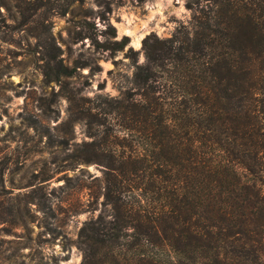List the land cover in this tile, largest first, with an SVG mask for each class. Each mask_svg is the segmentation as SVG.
I'll return each mask as SVG.
<instances>
[{
  "label": "trees",
  "instance_id": "16d2710c",
  "mask_svg": "<svg viewBox=\"0 0 264 264\" xmlns=\"http://www.w3.org/2000/svg\"><path fill=\"white\" fill-rule=\"evenodd\" d=\"M186 8L170 37L143 39L142 63L111 26L95 41L131 71L79 113L91 141L69 159L101 167L102 198L80 264H264V0Z\"/></svg>",
  "mask_w": 264,
  "mask_h": 264
},
{
  "label": "rangeland",
  "instance_id": "374dc122",
  "mask_svg": "<svg viewBox=\"0 0 264 264\" xmlns=\"http://www.w3.org/2000/svg\"><path fill=\"white\" fill-rule=\"evenodd\" d=\"M190 18L186 0H0V264L81 263L77 234L102 198L101 167L69 159L91 141L79 113L131 71L95 41L111 26L142 63L147 35L168 38Z\"/></svg>",
  "mask_w": 264,
  "mask_h": 264
},
{
  "label": "bare ground",
  "instance_id": "6f19581e",
  "mask_svg": "<svg viewBox=\"0 0 264 264\" xmlns=\"http://www.w3.org/2000/svg\"><path fill=\"white\" fill-rule=\"evenodd\" d=\"M123 32V31H122ZM126 33V32H125ZM128 34V32H127ZM137 39V40H136ZM134 40V42L136 41V44L138 45V37Z\"/></svg>",
  "mask_w": 264,
  "mask_h": 264
},
{
  "label": "water",
  "instance_id": "95a60500",
  "mask_svg": "<svg viewBox=\"0 0 264 264\" xmlns=\"http://www.w3.org/2000/svg\"><path fill=\"white\" fill-rule=\"evenodd\" d=\"M129 40H130V38H129Z\"/></svg>",
  "mask_w": 264,
  "mask_h": 264
}]
</instances>
